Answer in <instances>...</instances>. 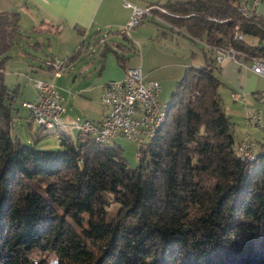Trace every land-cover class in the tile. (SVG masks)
<instances>
[{
	"label": "trees",
	"instance_id": "1",
	"mask_svg": "<svg viewBox=\"0 0 264 264\" xmlns=\"http://www.w3.org/2000/svg\"><path fill=\"white\" fill-rule=\"evenodd\" d=\"M238 2L144 6L154 23L153 14L204 44L264 57V14H243ZM18 19L15 10H0V264H264V144L249 161L234 151L241 139L233 138L210 55L184 67L164 122L128 168L118 144L78 130L72 136L66 123L55 125L56 148L10 133L17 86L8 90L2 65L24 35ZM124 32V42L106 35L99 54L113 52L122 65L133 51Z\"/></svg>",
	"mask_w": 264,
	"mask_h": 264
},
{
	"label": "rangeland",
	"instance_id": "2",
	"mask_svg": "<svg viewBox=\"0 0 264 264\" xmlns=\"http://www.w3.org/2000/svg\"><path fill=\"white\" fill-rule=\"evenodd\" d=\"M146 2L147 0H141L138 2V6L142 7ZM2 4H7V2L5 0L1 2L0 0V9H2ZM256 8L264 14L263 2L258 3ZM25 16L27 18L24 17V19L22 18L17 22L19 31L24 33V35L14 39L13 44L5 52L8 57L2 65V80L8 90L17 86L14 105L18 106L19 109L12 117L13 121L9 131L12 135H17L21 142L34 140L35 146L48 149L56 148L58 147V138L55 132L57 128L55 126L48 129L41 127L29 115L30 110L22 104L23 102L34 103L37 98L36 86L33 83L34 79H43L46 82H51L54 89L64 97L66 106L59 118L66 121L63 117L67 114V120L69 121L75 116L83 117V109L81 107L83 104L86 107L87 105L89 106L88 115L97 113L98 108L102 107L101 103H99L101 94L99 83L108 69L104 71L103 67H100L102 60L98 62L100 56L96 53L97 50L90 53L88 47L91 44L82 47L83 45L81 46L78 43L72 48V52L79 51V59L73 60L72 63L66 62L69 56L67 54L70 53V44L75 41L69 40L66 35H62V37L58 35L57 37L52 30L47 32L32 31L29 29V19L31 18L27 14ZM158 17L160 21L166 23L160 16ZM163 30L165 36L160 34V31ZM175 30L176 28L170 31L168 27L164 29L150 21L146 16L140 24L128 28L124 32L130 37L133 44V51L126 59V62H129V65H139L144 78L157 80L160 89L156 98L162 103L168 101L167 97L174 88L175 82L182 75L184 67L188 65L197 66L202 64L203 61V51L200 48L203 45L202 39H190L187 35L175 33ZM180 32L183 33V30L181 29ZM114 38L124 42V39L119 34L114 35ZM248 39L253 40L252 38ZM80 47L81 50H79ZM117 50L120 53V49ZM111 57L113 58V56ZM112 61H114V58ZM54 62L59 65L57 69L52 65ZM232 62H230L231 67L229 69L224 67L227 72H222L220 68L219 71L213 68L211 72L220 80L217 90L223 104V110L233 124V138L235 140L243 137L248 140L250 138L253 139L255 146L251 150L256 152L259 149L258 143H262L263 132L245 124L244 110L254 107L264 109V77L254 74L250 70L239 68L235 62ZM227 63L224 61L220 66ZM254 90L261 92L259 98L252 95ZM231 91L239 92V95L233 99L230 96L232 94ZM241 92L244 94L241 95ZM28 120H31L30 124L27 123ZM65 131L72 136H75L77 132L73 128ZM245 133L249 138L245 136ZM108 143H115L121 147L120 154L125 159L128 168L136 165L137 148L134 142L127 141L120 134H116L114 140L109 139Z\"/></svg>",
	"mask_w": 264,
	"mask_h": 264
},
{
	"label": "built area",
	"instance_id": "3",
	"mask_svg": "<svg viewBox=\"0 0 264 264\" xmlns=\"http://www.w3.org/2000/svg\"><path fill=\"white\" fill-rule=\"evenodd\" d=\"M259 0H241L238 2V8L244 13L252 11L257 12ZM125 5L131 8L129 17L126 18L123 30L132 28L139 23V19L144 14H150L148 7H139L124 1ZM163 11L159 5H151ZM153 19L158 21V15L153 14ZM98 46L93 43L88 47L90 52H94L96 47H101L107 38L106 32L98 34ZM237 39L240 34H235ZM263 43V40H262ZM203 46L210 52L211 63L218 66L225 60H231L237 64L239 68L250 70L251 72L264 77V57L248 56L240 50L235 49L229 43L208 44L204 42ZM114 49V45L110 46ZM57 62V61H55ZM52 63L59 67L57 63ZM124 64V63H123ZM36 86L37 98L33 102H23L24 106L30 110L31 118L34 122L44 127H52L66 123V128H73L74 131H83L88 133L95 142L103 143L108 139H112L116 134H120L127 141L136 143L138 148L148 139L155 136L160 128L159 126L165 120L166 103L159 102L157 95L159 92L158 82L156 79L144 78L140 74L139 65H126L120 78L109 79L101 87L99 103H101L103 112L97 120L87 119L86 117L71 118L69 121H63L59 115L65 110L64 97L56 91L51 82L43 79H34ZM244 94L241 92V95ZM261 94V93H260ZM259 93H254V97H260ZM239 93H234L233 98ZM240 95V97H241ZM245 124L253 126L264 136V109L259 107L248 108L244 110ZM64 125V124H63ZM264 144V137L262 138ZM255 146L253 139L243 137L239 143L234 146V151L242 159L248 161L254 158V152L251 150Z\"/></svg>",
	"mask_w": 264,
	"mask_h": 264
},
{
	"label": "crops",
	"instance_id": "4",
	"mask_svg": "<svg viewBox=\"0 0 264 264\" xmlns=\"http://www.w3.org/2000/svg\"><path fill=\"white\" fill-rule=\"evenodd\" d=\"M5 1L7 2V4H2L3 6L2 9L0 10H15L16 13H19L18 21L21 20L22 18L24 19V17L27 18V16H25L26 14L29 15V17L31 18L29 19L30 30L35 32H42V31L47 32L48 30L50 31L52 30V32L55 33L57 37L58 35H61V37L62 35H66V37L69 38V40L75 41L73 43L71 42L70 44L71 48L69 49L71 53L72 48L75 47L82 39H85V42H83L82 44L83 46L81 45L82 47H84L86 46V44L88 46L89 44L93 43V40L95 38L94 35L98 36V34L106 32V35H108L109 37H114V35L119 34L125 23L124 21L126 20V18L129 17L131 10L129 5L124 4V1H127L129 4H134L137 7L138 2H140L141 0H5ZM163 1L164 0H147V2L144 5L153 2H163ZM146 16L149 17L150 15L146 14ZM156 21L158 23L155 24L159 25L164 29L165 27H168V29L172 31V29L176 28L173 26L172 29L169 28L171 25L167 22L164 23L162 21H158V20ZM181 29L184 30L183 28H179V30L176 28L175 33H177L176 31H180ZM160 34L165 36L164 30L160 31ZM183 35H187V34L183 32ZM198 39L199 40L202 39L201 41H203V38L201 39L198 38ZM86 41H88V43ZM101 48L102 46L98 48L96 47L95 49V51L98 50L96 51V53L98 54V56H100L98 62L99 61L101 62L102 60L101 62L102 64L100 65V67L101 68L103 67L104 71L107 69L108 71L107 73L104 74V77L101 79L102 82L101 81L100 83L98 82L100 84L99 85L100 89L107 80L120 78L124 70V66L129 65V62H126V59L124 61V64L121 65V63L116 61V57L114 53L111 52L112 53L111 54L110 51L106 52L104 57H102L99 54ZM115 48L116 47H114V49ZM200 48L203 51L202 52L203 55L204 52L206 53V55H210V52L205 48V46L201 45ZM79 50H81V47ZM115 50L118 52L117 49ZM51 55L56 56L55 54H51ZM109 55L113 56L114 61L117 63V65L114 61H112L113 58L111 56L109 57ZM106 58L107 60L108 59L109 60L108 61L105 60L106 61L105 63L104 59ZM77 59H79V57H77ZM225 62L228 63L223 66L219 65V68L222 72L223 71L227 72V69H225L224 67H228V69L231 67L230 65L231 61L225 60ZM219 68L217 69L218 71ZM141 71L142 70L140 68V74ZM48 72L50 71L48 70ZM252 92L253 94L259 93L257 90H254ZM231 93L232 94L230 96L233 98L234 93H239V92L231 91ZM84 105L85 104L81 106L83 109V114H82L83 117H86L87 119H91V120H97L101 117V114L103 113V108L101 106L100 109L98 108L97 113L88 115L89 106L87 105L86 107ZM63 118L64 120L68 121L67 114L64 115ZM245 136H247L246 133Z\"/></svg>",
	"mask_w": 264,
	"mask_h": 264
}]
</instances>
